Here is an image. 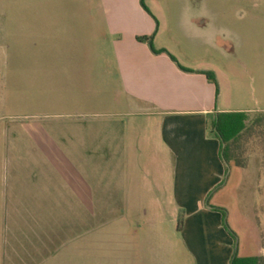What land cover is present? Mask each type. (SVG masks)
Returning a JSON list of instances; mask_svg holds the SVG:
<instances>
[{
	"label": "rangeland",
	"instance_id": "obj_1",
	"mask_svg": "<svg viewBox=\"0 0 264 264\" xmlns=\"http://www.w3.org/2000/svg\"><path fill=\"white\" fill-rule=\"evenodd\" d=\"M122 2L154 23L151 35L137 40L209 69L219 105L246 109L251 119L264 116V0H0V264H119L115 253L101 249V233L115 229L104 226L97 206L91 254L78 251L79 239L70 237L75 228L68 226L73 209L61 188L66 176L59 172L73 160L84 169L87 160L72 158L71 130L80 141L84 134L95 139L115 133L116 121L145 119L126 113L138 105L125 93L115 59L120 35L108 14ZM36 6L44 11L28 9ZM236 149L242 207L260 225L264 244V123L251 127ZM88 160L93 188L126 165L95 155ZM219 200L234 198L224 191ZM164 209L175 214L171 204ZM178 220L166 221L165 230ZM163 240L173 246L165 237L155 247ZM163 256L156 253L157 264H175Z\"/></svg>",
	"mask_w": 264,
	"mask_h": 264
},
{
	"label": "crops",
	"instance_id": "obj_2",
	"mask_svg": "<svg viewBox=\"0 0 264 264\" xmlns=\"http://www.w3.org/2000/svg\"><path fill=\"white\" fill-rule=\"evenodd\" d=\"M108 15L112 31L120 35L114 51L125 93L138 105L126 113L145 119L116 121L115 133L95 139L84 134L80 141L71 130L72 158L87 160L84 169L73 160L68 171L59 173L67 177L61 188L73 209L68 226L75 228L70 237L79 239L78 251L91 254L92 207L97 206L104 226L114 224L115 229L101 233V249L115 253L119 264H157L156 253L164 255L161 260L168 254L175 264H232L235 255L264 258L261 227L241 203L243 169L222 160L220 141L210 126L217 113L236 110L218 104V88L205 73L209 69L182 64L166 49L136 39L154 31L145 11L123 3L111 6ZM93 155L122 159L126 165H119L111 182L93 188L88 177ZM226 173L224 185L220 182ZM211 190L215 192L206 199ZM224 191L234 201L219 200ZM170 204L175 214L166 216L164 208ZM223 209L234 234L223 225ZM177 220L167 232L163 224L173 226ZM165 237L173 246L166 247L163 240L156 248V239Z\"/></svg>",
	"mask_w": 264,
	"mask_h": 264
},
{
	"label": "trees",
	"instance_id": "obj_3",
	"mask_svg": "<svg viewBox=\"0 0 264 264\" xmlns=\"http://www.w3.org/2000/svg\"><path fill=\"white\" fill-rule=\"evenodd\" d=\"M205 73L214 82L216 81L213 73L210 71H205ZM262 123H264V116L258 115L251 119L245 111H224L217 113L212 120L211 128L212 132L220 141V155L222 160L227 164L234 161L238 166H242L236 155L237 143L250 132L251 127ZM181 224L182 220H179V228ZM223 225L229 232L234 234L228 224L226 210L223 211ZM232 264H264V258L258 256L238 257L235 255Z\"/></svg>",
	"mask_w": 264,
	"mask_h": 264
}]
</instances>
